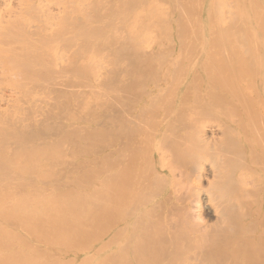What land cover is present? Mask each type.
Instances as JSON below:
<instances>
[{"label": "bare ground", "instance_id": "bare-ground-1", "mask_svg": "<svg viewBox=\"0 0 264 264\" xmlns=\"http://www.w3.org/2000/svg\"><path fill=\"white\" fill-rule=\"evenodd\" d=\"M88 261L264 264V0H0V264Z\"/></svg>", "mask_w": 264, "mask_h": 264}, {"label": "rangeland", "instance_id": "rangeland-1", "mask_svg": "<svg viewBox=\"0 0 264 264\" xmlns=\"http://www.w3.org/2000/svg\"><path fill=\"white\" fill-rule=\"evenodd\" d=\"M190 1V0H189ZM1 55H2V52H1ZM5 56V55H4ZM25 77V76H24ZM22 76H21V81L23 82L22 80ZM18 80V81H17ZM16 81L18 82V84H21V82H19V79H17ZM35 90V89H34ZM32 90L31 92L29 91V96L32 97V96H35L37 92V90ZM39 91V89H38ZM33 93L35 95H33ZM28 94V93H27ZM26 94V95H27ZM39 95V94H38ZM28 96V98H30ZM27 98V97H26ZM55 113H59L58 109H56ZM18 138H16L17 140ZM16 142L14 139H12V142ZM18 141V140H17ZM25 156V154L23 155ZM97 161V159H96ZM95 161V163H96ZM93 162V161H92ZM98 162V161H97ZM97 165V164H96ZM91 180H89L88 184H87V187L84 189L86 190V196L89 197V199L87 200V203H84V211L85 212H89L90 213V216L88 218H86V222H88L90 219H92V224L90 225L93 229H95V231H89V232H86V233H83V234H77V232H72V235L69 239V243L68 245L66 246V251L67 252H82L84 250H89L90 248H92L94 246V240H95V237L100 235V226H101V223H100V211H99V208H98V205L97 204H94V205H90V202L93 200V199H96L97 196H98V190H97V187H96V183L98 182L99 180V176H98V167L97 169H95V173L92 174L91 176ZM71 182V180H70ZM71 185V184H70ZM74 185V184H73ZM72 186V185H71ZM71 186H69V188H71L70 190L68 189V192H70V196H72L73 192L75 191V188H72ZM73 197V196H72ZM74 198V197H73ZM8 226H13V224H8ZM22 233V231H21ZM77 237L80 238V241H77ZM59 239L55 238V241L56 243H59L58 242ZM40 246L44 247L46 250H51L53 252H51L52 254H55V251H59L61 250L60 248H58L57 246H54L52 248H47L44 244L42 243H38ZM41 253V252H40ZM46 257H49V255H46ZM56 259V257H54ZM87 264H90V261L87 262Z\"/></svg>", "mask_w": 264, "mask_h": 264}]
</instances>
